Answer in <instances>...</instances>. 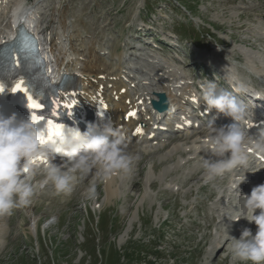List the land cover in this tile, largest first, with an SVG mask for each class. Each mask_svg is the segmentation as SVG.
Here are the masks:
<instances>
[{"label": "rangeland", "instance_id": "obj_1", "mask_svg": "<svg viewBox=\"0 0 264 264\" xmlns=\"http://www.w3.org/2000/svg\"><path fill=\"white\" fill-rule=\"evenodd\" d=\"M46 7L41 23L50 32L68 30L79 18L75 29L88 41L117 47L132 26L146 20L157 27L153 33H164L162 43L171 41L177 50L174 55L154 51L155 56H177L189 63L190 52L210 55L216 64L234 63L232 68L247 82L249 73L264 82V0H50ZM185 71L196 74L192 68ZM192 145L183 147L189 151ZM155 151L154 157L129 151L138 159L127 174L116 176L111 197L95 170L94 177L79 181L74 195L62 193L53 201L52 184L41 187L44 177L33 181L31 204L0 217V264H242L231 260L226 229L237 238L244 228L255 233L256 225L250 228L246 219L233 221L245 214L240 193L248 194L253 187L246 181L236 190L230 187L233 176H240L237 169L212 180L204 171L192 175L204 154L190 151L155 173L158 155L167 158L175 148ZM138 161L143 168L140 182L128 181ZM93 185L94 192L87 194ZM212 190L216 195L210 197ZM71 196L69 204L65 200Z\"/></svg>", "mask_w": 264, "mask_h": 264}, {"label": "clouds", "instance_id": "obj_2", "mask_svg": "<svg viewBox=\"0 0 264 264\" xmlns=\"http://www.w3.org/2000/svg\"><path fill=\"white\" fill-rule=\"evenodd\" d=\"M206 111L230 117L234 123L217 126L209 121L205 135L191 146L201 156V165L208 180L248 167L249 154L264 153V134L252 139L240 126L247 116L246 105L223 89L218 90L214 81H208L202 89ZM40 131L32 120L17 119L15 114H0V217L9 216L14 209L28 206L35 194L32 183L37 170L43 167V187L52 184L57 193L71 194L77 179L88 176L95 170L103 179L127 174L136 159L126 148L125 136L120 128L104 125L99 131L96 126L80 132L64 128L62 154L67 159L64 165L54 163L53 143L41 145ZM46 158L41 163L37 158ZM233 176L230 187L233 190L245 181L246 176ZM94 192V185L87 194ZM240 193V192H239ZM245 214L236 217L256 225L255 233L249 228L241 230L240 236L230 237L229 252L232 261L242 264H264V183L254 186L250 193H240ZM257 210H259L257 212Z\"/></svg>", "mask_w": 264, "mask_h": 264}, {"label": "bare ground", "instance_id": "obj_3", "mask_svg": "<svg viewBox=\"0 0 264 264\" xmlns=\"http://www.w3.org/2000/svg\"><path fill=\"white\" fill-rule=\"evenodd\" d=\"M78 22H79V18H77V20L75 19V23L73 24V26H71V28L68 29V31H69L68 32V38H66V39L68 40V42L70 44L73 43L74 41L78 42V38L80 39V37L82 35V32L79 29H75V28H77V26H75V24ZM61 25L63 27H66L65 22L64 23L61 22ZM135 25L137 26V24H135ZM146 28H148V30H146V31H148V33L154 37L159 38L162 35L160 33V36H158V34H155L152 32L153 30L157 29V27L153 23L148 24L144 29H146ZM34 31H35V33H37V30L34 29ZM5 34L7 36L6 38L11 36L7 29H5ZM161 37L165 38L164 36H161ZM2 38L3 37L0 38V41H2ZM90 45H91V48H90V51L88 54H85L83 51L80 52L79 49L77 50L75 48H73L71 50V53L73 56H75L76 58L80 57V58L84 59V61L81 63V70H80L81 77H78L76 79V85L82 91L85 92V95H87V93H90V91L95 90L100 84L103 85L104 89L109 88L112 96L116 95L118 97V102L114 104L115 109H114L112 117L114 120H116L118 122L117 125H122L125 128H127L131 123V121H129L127 124H124L121 121V118L123 117L124 112L128 109V106L126 104L127 101H129L133 106H134L135 102H137L138 100H143V102L147 103V102H149V99L153 97V95H152L153 93L151 92L152 90L153 91H164L167 94L168 98H170V99L174 98V96L176 95L175 92L177 93L179 90V89L176 90V88H174V86H175L174 84H176L179 80L185 81L187 78V76L185 74L180 75V76L177 74L176 70H178V67H176L174 65H168L167 69H168L169 73L171 74V78L170 79H164L165 84L161 83L160 82L161 80L158 78L154 81L153 78L148 77V78H143L142 81L138 80V82L140 83L141 86L146 85L147 83H149V84L154 83L155 85H153V86H152V84L150 85L151 89L148 88L149 91L144 90L143 88L138 86L139 83L137 85L138 86L137 89L136 88L135 89L130 88V86H129L130 84L126 83V82H121L119 80V77H117L115 81L109 80V78L112 77V75H115V77L119 76L120 70L116 73L114 71H110L107 67H105V62L97 55L96 50H95V48L99 47L100 44L99 43L95 44L91 41ZM101 45H102V43H101ZM80 46L83 47L84 45L81 44ZM120 56L125 57V54L121 53L118 55V57H120ZM129 56H134V55L129 54ZM218 56H220V55L218 54ZM213 58L214 57H212L210 55L209 56L208 55L200 56L199 63H202L204 66H207V68L209 70L213 71L214 72L213 75L220 76L221 78H225L224 77L225 74L227 75L228 72H231V70L233 69L232 66H234L235 64L233 63L234 64L233 65L231 62H224V61L221 62L220 64H216L213 62ZM170 62L172 63L171 60H170ZM228 63H231V64L228 65ZM181 64H183V62H181ZM77 65H78V62L74 61V66H73L74 69H72V70H75ZM119 65H121V63H119ZM184 65H185V67H188L189 65L192 66L193 64L184 62ZM155 77H158V76H155ZM234 78L236 79L235 75L231 76L232 82H233ZM172 81H174V83ZM171 85L173 86L172 88L170 87ZM121 88L125 89L124 93L120 92ZM185 88H187V87H185ZM205 133L206 132H204V133H202V134H200L194 138L193 137L183 138L181 140V142H184V144H187V143L193 144L194 142H199L200 138H202L205 135ZM172 144L173 143H171L169 145H172ZM183 145L180 146V145H178V143H174L173 146L175 148V151H173L171 154H169L167 158L162 157V155H158L157 160H155L153 162V166H152L153 171L155 173L159 172L162 165L164 166L168 161L174 162L177 159V156L183 157L189 151L192 154H196V152L192 149V147L190 148L189 151H187L186 148L183 147ZM165 147H167V146L166 145H155V146H151V147L142 149V152L146 153V154L144 153L143 155H148L150 157H154V153H156L155 150H160L161 148H165ZM199 170L201 172L204 171L202 168V165L200 168L194 170V172H192V175L197 174ZM134 172H135L134 175L131 176L130 178H128V181L140 182V177L143 174L142 161H138L137 163H135ZM76 175H77V179L75 182V186H74L73 191L71 192V194H73V195L75 192H77L79 190L78 189L79 181L82 180V178H83L78 173ZM90 175L94 177L96 175L95 171L93 173L89 174L88 177ZM190 175L191 174H189V177H190ZM41 177H44L43 171H37V174L34 176L33 181L38 180ZM99 177H100V180H99L100 185L99 186L101 187V185L103 184V180L101 179L100 175H99ZM263 181H264V178L262 179V181L260 183L262 184ZM117 182H118V179L116 176H113L112 178L105 180L104 191L108 197H111V196L116 194L115 184ZM80 185H82V184H80ZM156 185H157L156 180L151 182V184H150L151 187H155ZM229 190H230V188L228 187L226 189V192ZM61 194L62 193H57L55 191L53 193V195L51 196L50 200L53 201L56 197L60 196ZM215 195H216V192L212 190L210 193V197H213ZM73 199H74V196H71L68 200L66 199L65 201L70 204V203H72ZM230 201H231V199H230ZM228 205H230L229 202H228ZM211 220L213 221L214 217H212ZM253 226H254V223H253V225H252V223H250V228Z\"/></svg>", "mask_w": 264, "mask_h": 264}, {"label": "snow or ice", "instance_id": "obj_4", "mask_svg": "<svg viewBox=\"0 0 264 264\" xmlns=\"http://www.w3.org/2000/svg\"><path fill=\"white\" fill-rule=\"evenodd\" d=\"M3 50L5 53L7 52L12 53L11 60L7 68L8 71L19 69L21 67V58H23L24 61L26 62L28 60V54L26 53L24 48L17 49L14 46H4ZM33 50H35L34 45H33ZM26 67H27V64H26ZM27 70L29 71L28 67H27ZM4 88L5 86L2 83H0V93L4 91ZM31 88H32V83L26 85L25 80L23 79V77H21V78L14 80L13 86L9 89V91L12 93L21 92L25 95L27 99L28 108L33 110L31 120H32V123L35 124L43 119V117L36 115V111L40 110L43 107V105L40 104L37 99H33V96L31 94ZM52 115L55 116L56 113H53ZM128 115L134 116L135 113L130 112L128 113ZM136 132L140 133L141 129L137 128ZM63 133H64L63 125L58 124L51 119L47 120L44 126V130L40 131L41 145L51 142L54 145H56V148H55L56 153L58 154L62 153V148L60 147V145L63 142ZM37 159L41 163L47 162L46 158L44 157H38ZM262 159H264V157H262Z\"/></svg>", "mask_w": 264, "mask_h": 264}, {"label": "water", "instance_id": "obj_5", "mask_svg": "<svg viewBox=\"0 0 264 264\" xmlns=\"http://www.w3.org/2000/svg\"><path fill=\"white\" fill-rule=\"evenodd\" d=\"M161 99H162V104H161L160 107H165L166 104H165V100H164V96L163 95L161 96Z\"/></svg>", "mask_w": 264, "mask_h": 264}]
</instances>
